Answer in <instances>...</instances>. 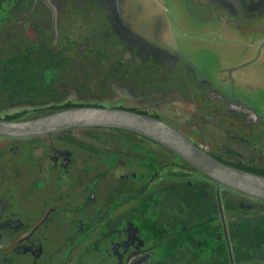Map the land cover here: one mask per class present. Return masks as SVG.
<instances>
[{"label": "flooded vegetation", "instance_id": "1", "mask_svg": "<svg viewBox=\"0 0 264 264\" xmlns=\"http://www.w3.org/2000/svg\"><path fill=\"white\" fill-rule=\"evenodd\" d=\"M50 1L0 0L1 119H31L49 108V74L53 69L44 68L38 57L46 62L49 48L63 59L68 56L61 44L52 46L66 5L64 0ZM28 26L30 30L26 31L24 27ZM144 50H136L139 65L132 74L141 88L155 89L168 82L166 75H182H178L175 63L170 64L159 53L154 56L162 63L167 60L171 73L166 74L167 67L154 58L145 65L143 57L148 58L149 53ZM33 56L39 59V68L7 67L18 57ZM68 71L74 77L66 80V71L61 70V78L54 85L61 96L66 93L62 90L66 85L79 96L84 80L97 84L75 67ZM189 77L193 79L188 78L185 93H190L188 105L193 108L182 123L163 115L167 100H152L151 109L128 110L172 124L223 162L245 164L235 159L232 145L263 148L260 130H244L237 121L221 116L219 111L224 108L238 109L239 104L226 96L216 94L219 99L212 104L200 95L199 100L194 99V93L203 92L209 85H199L195 76ZM208 127H216L226 143L210 142L204 134ZM0 138V264L264 261V201L219 187L150 139L132 132L69 130ZM4 139L9 140L7 144ZM241 228L252 234L251 243V239L246 244L239 236Z\"/></svg>", "mask_w": 264, "mask_h": 264}, {"label": "rangeland", "instance_id": "2", "mask_svg": "<svg viewBox=\"0 0 264 264\" xmlns=\"http://www.w3.org/2000/svg\"><path fill=\"white\" fill-rule=\"evenodd\" d=\"M64 2L65 18L58 25V37L52 40V46L61 44L71 67L97 83L93 86L84 80L79 96L68 91L66 85L62 90L68 91V100L145 110L151 109L154 99L167 100L163 115L182 123L191 108L190 93L186 95L185 86L188 78L193 79L189 75H193L199 85H209L203 92L194 93V99L199 100L200 95L212 104L219 99L216 96L219 94L238 103V109L224 108L219 114L237 121L244 130H260V144H264V0ZM73 4L76 5L70 7ZM24 29L30 30L29 26ZM144 49L149 53L148 58L143 57L145 65H150L154 58L167 67V60L162 63L154 56L159 53L170 64L175 63L174 67H179L178 75H182H166L168 82L155 89L138 86L132 80L133 71L139 65L135 54L136 50L143 53ZM167 69L165 73H171ZM176 82L179 85H171ZM205 131L210 142L226 143L216 127ZM4 140L6 144L9 141ZM232 146L235 159L251 166H264L262 145L255 149L245 143Z\"/></svg>", "mask_w": 264, "mask_h": 264}, {"label": "water", "instance_id": "3", "mask_svg": "<svg viewBox=\"0 0 264 264\" xmlns=\"http://www.w3.org/2000/svg\"><path fill=\"white\" fill-rule=\"evenodd\" d=\"M115 128L141 135L170 150L198 171L225 186L264 201V175L228 165L158 117L118 107L84 106L63 109L32 119L0 118V136L26 138L72 129Z\"/></svg>", "mask_w": 264, "mask_h": 264}, {"label": "trees", "instance_id": "4", "mask_svg": "<svg viewBox=\"0 0 264 264\" xmlns=\"http://www.w3.org/2000/svg\"><path fill=\"white\" fill-rule=\"evenodd\" d=\"M49 54H46V62L45 59L42 57H37L42 61V66L44 65V68H48V69H53L51 70L50 74H49V84L48 86L50 87L49 90V97H50V103H49V108L47 109H43L45 110L44 114L42 115H46L49 113H53V112H57L63 109H69V108H74V107H84V106H97V107H102L100 106V104L96 103V102H92V101H87V102H76L73 100H68L67 96H68V91L66 93H64V95H59L60 93L56 91V88H54L55 83L57 82V79L61 78V70H65V79L69 80L70 77H74V75H70V73H68L69 68H71V65L69 63V57L66 56L64 59L63 57L58 53H54L53 50H51L50 48L47 49V52ZM36 56H33L32 59H27V58H16L15 60L9 62L7 64V67H12V68H29V67H37L38 65H40L38 63V58ZM44 61V62H43ZM41 66V67H42ZM59 70V71H58ZM24 78V76H26V78H28L27 75L21 74ZM60 75V76H59ZM41 82V81H39ZM71 83V82H70ZM69 82H67V84H70ZM70 88V85L68 86ZM74 92V91H73ZM76 93V92H74ZM79 93V92H78ZM59 95V96H58ZM124 109V108H122ZM137 111V110H136ZM139 113H143L138 111ZM144 114V113H143ZM34 118V117H33ZM36 118V117H35ZM32 119V118H31ZM6 120H11V121H20L21 119H19L18 117L15 118H6ZM170 124V123H169ZM172 125V124H170ZM69 131H78V132H92V131H97V132H111V131H117V132H128L125 130H121V129H114V128H85V129H72ZM66 132V131H64ZM185 162V161H184ZM223 162V161H222ZM228 165H232L253 173H257L260 175H264V168H255L249 164H239V163H229V162H224ZM211 179V178H210ZM212 180V179H211ZM262 228V227H261ZM249 231L246 228H241L240 231H238L239 235L246 244H249V240L252 237L251 233H248ZM252 242V239L250 240V243Z\"/></svg>", "mask_w": 264, "mask_h": 264}]
</instances>
